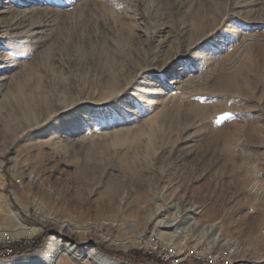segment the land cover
I'll return each mask as SVG.
<instances>
[{"label":"rangeland","instance_id":"obj_1","mask_svg":"<svg viewBox=\"0 0 264 264\" xmlns=\"http://www.w3.org/2000/svg\"><path fill=\"white\" fill-rule=\"evenodd\" d=\"M249 35L264 42V0H0V227L10 228L21 214L25 223L41 228L38 238H47L43 248L58 233L112 258L110 252L140 249L136 244L118 249L103 242L106 234L125 240L153 233L169 243L159 236L165 229L155 224L172 216L176 205L183 211L180 229L194 233L177 244L185 253L194 254L189 249L201 237L200 229L190 225L197 221L264 255V241L249 237L251 232L260 236L264 227V61L259 48L248 49L254 58L234 83L229 76L219 79L220 87L213 81L198 90L204 96L201 105L191 100L169 113L162 124L165 139L154 140L152 147L142 139L118 154L108 144L80 142L89 128L108 119L103 116L107 107L131 104L126 96L104 97L113 87L127 95L136 88L159 92L149 96L159 101L175 88L172 81L199 73V56H222ZM144 80L150 86H142ZM131 108L143 117L141 108ZM248 113L253 119H246ZM252 125H257L255 135L249 131ZM239 127L247 143L234 149ZM51 129L62 142L59 154H39L38 137ZM112 181L122 185L125 195L110 203ZM37 211L86 224L88 232H60L42 224ZM150 215L155 220L146 224ZM123 222L133 227L127 231ZM207 248L200 246L199 252ZM245 259L264 261L251 255Z\"/></svg>","mask_w":264,"mask_h":264},{"label":"bare ground","instance_id":"obj_2","mask_svg":"<svg viewBox=\"0 0 264 264\" xmlns=\"http://www.w3.org/2000/svg\"><path fill=\"white\" fill-rule=\"evenodd\" d=\"M209 35H212V32L209 33L207 37H209ZM250 47H254L255 49L259 48L264 61V42H262L258 36H245L239 45L232 46V48L228 51L226 50L227 52H225L222 56L214 57V55L208 58L199 56L196 59V61H199V65L197 67V69L199 68V73L189 76L186 80L172 81L170 84H176L175 88L172 87L171 90L162 97L163 99L159 101L149 99V96H156L160 94L159 92L154 93L153 91L151 92L145 88H136L134 89L133 94L127 95L124 94V90L118 91L116 88L111 87L112 89L109 95L104 94V97L116 100L117 97L122 98L123 96H126L129 98V102H131V104L115 102L113 106L107 107L103 116H108V119L103 118L99 121L100 125L96 124L89 128L90 132L83 136L80 142L87 143L89 145L98 142L100 144H108L118 154L121 153L119 151L124 150L125 147L135 145L142 139L143 141L146 139L145 143L147 147H152L154 140H159L160 138L162 140L165 139V137L162 136V124L165 118L174 109H179L187 104H190L191 100L198 101V104H195V106L201 105L200 99L204 96L200 94L198 90L206 89L213 81H216L215 87H220L222 83L219 79L225 76H229V81L234 83L239 76H243L249 70V62L251 61L250 58H254L253 54H250V50H248ZM257 63H260V61ZM192 64L194 65V63ZM237 67L238 69L235 71V68ZM261 67L262 66L258 67V70H260ZM178 70L175 72H180ZM261 72H263V70ZM162 73L164 74L166 71H163ZM140 84H142V86H150V82L147 80H144ZM218 97L214 96L213 99H217ZM132 104L133 106L135 105L137 109H142L141 111H143L144 114L143 117L138 116L137 112L132 111ZM248 114L249 115L246 119H253L251 113ZM256 128L257 125H252L249 131L255 135ZM55 129H51L49 132H46V134H42L38 137L40 140L38 141L40 145L39 154L42 153L43 155H46V150L53 155L59 154V147H62V142L55 136ZM237 131L238 132H236L237 134L234 140V149L240 148L242 144H245L247 141L242 134L245 132L244 127H239ZM256 139L257 137L250 138L249 142H253ZM228 141L230 140L227 139L225 142V154H227ZM243 152L246 156L248 155L250 157L251 152L247 154V149L243 150ZM0 174H2L1 166ZM256 188L257 186L254 185L252 190ZM107 190V197L110 203L117 200L118 197L125 195L122 185H119L115 181L110 183ZM256 193L259 197L258 192ZM174 207L176 208L172 216L163 217L162 219L157 220L155 224L157 227L165 229L160 231L159 236L163 240L167 239L168 242L170 241L169 243L159 241L153 233V235L148 236L147 234H144V232L137 237L132 236L125 240H120L111 234H106L104 235L103 242H106L118 249H128L133 244H136L138 246L136 247L140 250L152 249L154 256L160 259V262L163 264H186V261L189 259V255H195V249H199L200 246L203 245L208 247L204 252L206 254L205 256L209 257L211 260H218V264H241V262L249 264L245 259L246 256L249 255L264 259V255H259L257 250L248 247H241L238 242L222 235L221 230L219 228H214V225L201 226L197 223V221L192 222L190 225H194L192 230L197 228V230H195L198 232L200 229L201 232L198 235L201 237L196 241L198 244L189 249V251L194 254L185 252L184 254V249L180 250L177 244L179 246L183 245L186 240L191 237L193 238L194 233H190L187 229H180L179 226L182 224L179 223L183 211L176 205H174ZM24 211L27 214L29 213V209L27 207L24 208ZM198 213L199 212H197L195 216ZM36 214L42 224L54 226L60 232L67 229L71 234H81L83 236L88 232L86 224L78 225L67 220L61 221L60 219L48 216L41 211H37ZM133 214L135 216L138 213L135 211ZM20 215L17 214L15 224H11L10 228L12 229H10L9 226L0 227L1 247H12L15 244L32 245L37 242L36 238H38V233L41 228L34 224L25 223ZM154 220V215H150V217L146 220V224L151 223ZM188 221L186 222L189 223ZM130 223H122V225H125V229L127 227V231L128 228L133 227V224L131 225ZM173 224L174 231H172L171 226ZM208 235H211L213 240ZM205 236H208V238L205 239ZM249 237L254 243L264 241V227L260 236L251 232ZM174 238H178L177 240L179 241H175ZM165 253L169 256H165ZM77 254H79V257ZM15 255V253H5L3 258L0 257V264H125L123 262L113 260L108 257V255L103 254L98 247H82L75 243H70L68 240L63 239L60 235H58V233L52 235L45 248H40L37 253L21 256ZM261 264L264 263L262 262Z\"/></svg>","mask_w":264,"mask_h":264},{"label":"built area","instance_id":"obj_3","mask_svg":"<svg viewBox=\"0 0 264 264\" xmlns=\"http://www.w3.org/2000/svg\"><path fill=\"white\" fill-rule=\"evenodd\" d=\"M0 214H1V212H0ZM2 215H3V213H2ZM180 219H182V218H180ZM31 223H33V222H31ZM171 226H172V231H174V224ZM151 235H153V234H151ZM42 238L43 237H41V239ZM41 239L32 245L15 244L12 247H1L0 246V257L3 258L5 253H19V252L33 253V252H30L29 249H31L35 246H39ZM45 241H47V238H45ZM42 247H43V244L39 247V249ZM136 251H138L139 253H141L145 257L150 258L151 260H153L157 263H160V259H158L154 256V254L152 253V249L136 250ZM183 253H184V250H183ZM165 256H169V255L165 253ZM191 261H195V262H198L200 264H218V260L209 259V257L205 256V253H200L199 249H195V255L189 256V261H186V263L189 264ZM256 262H264V261H256ZM241 264H247V263L241 262Z\"/></svg>","mask_w":264,"mask_h":264},{"label":"trees","instance_id":"obj_4","mask_svg":"<svg viewBox=\"0 0 264 264\" xmlns=\"http://www.w3.org/2000/svg\"><path fill=\"white\" fill-rule=\"evenodd\" d=\"M41 238H38V240H40ZM45 242V237H43L39 243V246H35L30 250V252L36 253L39 250V247L44 244ZM104 250V249H103ZM33 253H29V252H19V253H15V256H21V255H28V254H33ZM110 256L117 261L123 262L125 264H163V263H157L153 260H151L150 258L145 257L144 255H142L139 252H128V253H124V252H110L109 253Z\"/></svg>","mask_w":264,"mask_h":264}]
</instances>
